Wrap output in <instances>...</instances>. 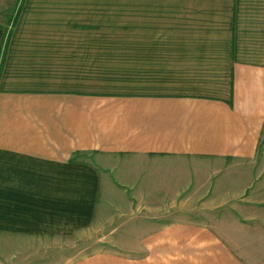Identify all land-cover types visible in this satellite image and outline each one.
I'll return each instance as SVG.
<instances>
[{"label": "crops", "instance_id": "0c3cea01", "mask_svg": "<svg viewBox=\"0 0 264 264\" xmlns=\"http://www.w3.org/2000/svg\"><path fill=\"white\" fill-rule=\"evenodd\" d=\"M48 1L0 0V251L264 264V0Z\"/></svg>", "mask_w": 264, "mask_h": 264}, {"label": "rangeland", "instance_id": "374dc122", "mask_svg": "<svg viewBox=\"0 0 264 264\" xmlns=\"http://www.w3.org/2000/svg\"><path fill=\"white\" fill-rule=\"evenodd\" d=\"M25 0H20L19 5L17 7V11L20 8L22 11L23 3ZM52 0H49L48 2L51 3ZM59 2H64L66 4V13H70V9L74 6L80 5V7L83 9L84 2L83 0H59ZM104 0H98V3H103ZM115 3H119L120 1H115ZM20 11V14H21ZM19 14V15H20ZM118 204V200L115 197V205ZM140 210H136L135 213L131 214V216H138ZM114 216L117 215V218H115L114 227H116L121 220V210L119 208L113 209ZM108 216H104V218H107ZM107 226L104 227L106 229ZM112 228V225L108 226V229ZM105 231V230H104ZM92 233V234H91ZM92 235V236H91ZM106 234L102 233L101 231H95V230H89L87 235L83 233V239L80 242L75 241H46V240H34L29 241L26 240V238H19L16 242L12 241L11 243L8 242L7 246L5 248L10 249L13 253V243L17 245V254L16 256H7L3 253H8L9 251L7 249H4L0 251L2 255H0V264H57L61 263L63 259L66 257L71 256L74 252H77L78 249H75V244H80L83 248V253H92L99 250H109L112 249V247H116V244L119 242H112L110 241H98L96 240V237H102ZM6 241H3L5 243ZM10 246V247H9ZM27 246L34 247L36 250H40L42 253L51 252L53 256H33L29 257V252L26 250ZM49 248H56V250H49ZM31 249V248H30ZM61 249V250H60ZM71 254V255H70Z\"/></svg>", "mask_w": 264, "mask_h": 264}, {"label": "trees", "instance_id": "16d2710c", "mask_svg": "<svg viewBox=\"0 0 264 264\" xmlns=\"http://www.w3.org/2000/svg\"><path fill=\"white\" fill-rule=\"evenodd\" d=\"M20 11H21L20 8L18 9V11H16L15 19H14V22H13V23H16V20H17L18 17H19ZM8 41H9V37H7V39L5 40V45H4V48H3V51H2V60L4 59V56H5V54H6ZM0 68H1V67H0Z\"/></svg>", "mask_w": 264, "mask_h": 264}]
</instances>
